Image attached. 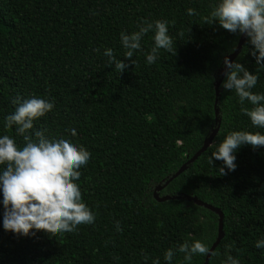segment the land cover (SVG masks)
<instances>
[{"label":"trees","instance_id":"trees-1","mask_svg":"<svg viewBox=\"0 0 264 264\" xmlns=\"http://www.w3.org/2000/svg\"><path fill=\"white\" fill-rule=\"evenodd\" d=\"M214 6L215 0H0V134L23 146L16 125L4 128L12 99H52L54 108L34 120L28 134L47 129L46 135H68L90 151L77 183L96 214L93 224L72 232L22 236L0 224V264H153L156 258L168 264L167 248L193 239L210 247L217 237L218 215L187 195L224 215V236L207 264H222L228 255L240 264H264V247H256L264 237V146H240L237 166L226 175L215 169L222 161L208 159L230 130L264 133L242 111L252 105L245 100L242 106L234 90L218 86L220 124L212 143L158 192L180 198L158 201L153 194L216 127V82L224 79L223 58L241 33L207 24L203 17ZM156 19L169 22L173 51L160 49L157 60L146 63L150 31L132 58L123 57L120 32ZM251 47L246 37L232 60L257 72L252 91L264 92V67L256 65ZM104 48L128 66L119 72L108 64ZM2 212L0 205V219ZM183 255L176 252L171 264H181ZM205 257L196 254L191 264Z\"/></svg>","mask_w":264,"mask_h":264},{"label":"clouds","instance_id":"clouds-1","mask_svg":"<svg viewBox=\"0 0 264 264\" xmlns=\"http://www.w3.org/2000/svg\"><path fill=\"white\" fill-rule=\"evenodd\" d=\"M189 15L196 9L189 7ZM207 24L218 23L230 32L246 35L252 45L247 51L254 57L257 66L264 67V0H215V6L203 17ZM167 20L143 21L138 30L121 31L120 43L125 49L123 57L132 58L141 49V40L146 33L152 32L153 44L146 53V63H154L160 49L173 51V39L168 32ZM108 64L123 71L128 65L113 54L112 48H104ZM130 63L135 61L132 59ZM224 79L220 87L234 90L238 102L243 106L247 100L252 107H242L253 126L264 128V92H253L258 80L257 72L249 70L239 60L223 58ZM14 111L5 115L4 128L16 125V131L23 134L25 144L18 145L14 137L0 134V205L3 206L0 224L4 230L19 235L34 234L30 230H46L48 233L72 232L77 225L93 224L96 214L83 201L77 181L81 176V166L90 159V151L68 135H46L47 129H36L32 135L34 120L44 116L54 108V101L44 96H30L12 99ZM67 132L76 135V128L68 126ZM33 136L35 139H33ZM248 144L264 146V133L260 131L230 130L216 144V150L208 157L209 163L216 160L219 175L236 168L237 149ZM117 231L120 222L116 221ZM256 247H264V237L256 241ZM176 252L183 253L181 264H191L196 254H211L210 247L202 239L184 240L175 248L169 247L163 257L171 264ZM153 264H160L159 258ZM222 264H240L238 257L228 255Z\"/></svg>","mask_w":264,"mask_h":264},{"label":"water","instance_id":"water-1","mask_svg":"<svg viewBox=\"0 0 264 264\" xmlns=\"http://www.w3.org/2000/svg\"><path fill=\"white\" fill-rule=\"evenodd\" d=\"M246 38V35L241 34L239 41L237 43L236 48L234 49L233 53L230 54L228 56V58L230 60H232L236 55L238 50H240L242 44L244 43ZM224 71H225V66L222 68V75H224ZM221 79H219L216 82V87H215V92H216V98H215V103H214V113H215V124L216 127H214L211 131V133L204 139L203 141V145L201 146V148L199 150L196 151V153L184 164L181 165V167L165 182L164 185H158L156 186V188L153 191V194L155 196V198L158 201H164L167 199H171V198H180V196H169V195H163V196H159L158 192L175 176H177L179 173H181L182 171H184L187 167V163L192 162L194 159H196L204 150H206V148L212 143L215 135L218 132L219 129V124H220V119L218 117V109L216 108V101H217V96H218V86L220 85ZM187 200H193L197 205L200 206H204L210 210H212L213 212H215L218 215V230H217V237L215 239V241L212 243V245L210 246V251L213 252V250L215 249V247L219 244L220 240L223 238L224 236V230H223V212L221 211L220 208L218 207H214L213 205L206 203L200 199H198L196 196H190L187 195L185 196ZM211 254H207L204 260L203 264H207L209 259H210Z\"/></svg>","mask_w":264,"mask_h":264}]
</instances>
